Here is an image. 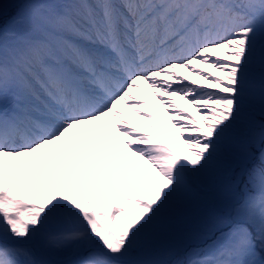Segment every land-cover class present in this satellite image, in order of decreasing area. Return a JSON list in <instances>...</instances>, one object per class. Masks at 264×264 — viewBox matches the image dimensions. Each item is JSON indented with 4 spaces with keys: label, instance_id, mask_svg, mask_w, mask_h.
<instances>
[{
    "label": "rangeland",
    "instance_id": "374dc122",
    "mask_svg": "<svg viewBox=\"0 0 264 264\" xmlns=\"http://www.w3.org/2000/svg\"><path fill=\"white\" fill-rule=\"evenodd\" d=\"M14 1L0 0V17L6 4ZM126 1L95 5L93 0H72V6H77L83 17L68 21L66 26L73 27L72 21L77 26H81L77 22L88 23L87 20L95 25L119 21L122 33L129 36L122 16L114 12L118 10L127 18ZM132 1H128L129 7ZM147 1L157 6L154 24L160 21L166 32L182 34L185 24L191 23L202 3L209 0H195L193 3L199 6H189L192 1L183 0ZM223 1L226 7L231 6L232 0ZM53 2L61 0L26 2L12 24L0 30L3 82L8 83L14 72L20 74L27 88L23 95L40 103L49 101V97L38 87L36 75L48 86L51 81H59L60 91L66 90V94L73 85L87 91L75 54L96 57L99 52L96 47L84 48L90 46L87 42L49 32L42 24L25 19L27 9H42ZM166 4L169 7L163 8ZM245 7L255 24L231 19L228 37L190 58L192 65H172L165 73H155L156 78L167 79L174 90L184 83L194 88L203 84L218 96L216 109L200 107L204 102L188 95L194 94L189 88L170 91L172 96L138 81L131 96L140 99L141 105L136 99L127 103L120 97L113 111L107 107L105 116L99 114L76 124L67 130L65 140L54 141L37 156L40 178L53 186L46 203L12 195L7 187L0 189V262L19 264L11 252L14 251L25 262L20 264H129L124 250L143 245L149 257L161 259L163 264H192L218 254L220 264H264V178L242 188L240 182L232 183L239 168H246L255 154L257 162L264 165V130L256 128L254 116L255 111L264 113L262 46L259 39L248 38L254 29L264 31V0H246ZM57 8L48 6L41 14L58 17ZM208 25L211 29L217 27ZM203 26L206 27L201 23L192 32L200 34ZM244 32L249 33L243 35ZM53 34L70 40V49L54 42ZM108 37L117 39L120 33L113 28ZM246 42L247 51L243 49ZM7 47L13 54L5 50ZM62 48L72 54L73 60L66 63L63 71L49 73L20 61L17 53L26 51L42 60L49 53L59 54ZM166 53L162 50L159 54ZM152 58L150 55L145 59ZM95 62L88 65L97 66ZM32 89L38 98L29 92ZM138 90H142L141 97ZM13 109L22 106L18 102ZM6 158L0 157V181L3 175L6 180L12 177V166ZM8 209L22 210L12 216ZM149 225L151 231L141 239L140 231ZM158 230H163L166 237L159 238ZM176 246L184 250V259L176 258Z\"/></svg>",
    "mask_w": 264,
    "mask_h": 264
},
{
    "label": "bare ground",
    "instance_id": "6f19581e",
    "mask_svg": "<svg viewBox=\"0 0 264 264\" xmlns=\"http://www.w3.org/2000/svg\"><path fill=\"white\" fill-rule=\"evenodd\" d=\"M62 8L65 7L64 4H60ZM50 7H56L57 5L52 4ZM46 10V9H44ZM43 10V11H44ZM130 10V9H129ZM131 10L135 11L134 14H131L130 21L127 23L123 17V21L125 25L128 27V31L131 35V38L124 39V43L128 44V46L133 49V51L129 52L128 57L133 59L135 62V66L131 70H125L124 67V59H125V53L124 51L116 48L115 42H107V50L106 54L104 56H100L99 62H101L105 66H116L122 71H124L125 74V80L121 83H118L116 86L115 91H107L108 95L103 96L104 98H107V101L104 102L103 99L100 100L101 105L97 108L94 107L93 102L91 100H88L85 105L81 106L80 104L75 103L74 106L68 107L65 105H62L61 110L63 112H68L69 114H73L74 110L77 108L82 109V113L80 115H72V118H75V120H79L82 117V122L84 121H90L94 119L97 116L98 112H102L106 105H113V99L117 100L118 96L121 93L128 94L126 97H124V100L127 102H130L132 99L137 100V105H141L142 101L138 98H135L133 95V92L135 91V85H137L138 80L140 82H143L145 84L150 83L152 88H159L163 89V92L166 95H169L170 91H184L185 89L189 88L194 93V100L197 99L199 102H204L200 107H206L209 109L210 107L216 109V99L218 98L217 95H215L212 90L207 89L206 87L202 85L198 86L197 88H194L193 85L189 86L187 83L181 84L180 87L176 90L169 88V83L167 79H160V78H152L151 77V70L156 69V73H165L167 68H170L172 64L167 65H161V62L164 60L167 61L168 59H164L163 57L160 59L159 63L154 67V64H148L147 62H141V57H146V55L154 54L156 55L159 51H157L158 48L165 49L167 48L168 53H171L173 56V62L177 65V62L179 60H183V63L178 66H184L187 65L190 61V57L195 55L198 51L197 48H194L192 53L190 55L181 57L180 52L182 51V48L186 45L184 41H182L183 35H177V37L174 38L173 41H171L169 44L168 41L171 39V34L165 32L164 30L160 29V26L156 27V29L151 25V22L149 20L145 21L144 18L146 17V11L150 10V6L147 5V10H140L138 8H132ZM43 11L34 12L33 16H38L40 19L34 18L30 14H28L27 19L30 21H34L36 24L41 20L44 23H49V18L47 14H41ZM138 12H141V14H138ZM29 15L31 17H29ZM57 15L61 18L62 13L58 12ZM140 15L141 18H143L141 21L137 17ZM117 31L120 33L121 29L118 25H115ZM112 32V28L109 24L106 25V27L103 29L104 32ZM68 32H70L72 35L76 36L77 38H85L82 37L79 34H82V30H78V33H76L73 30L68 29ZM61 33H66V30L62 31ZM88 33L92 36V32L89 29ZM138 35V36H137ZM122 36H125L122 34ZM127 37V36H126ZM173 37V36H172ZM105 36L99 34L96 36L95 41L97 40H104ZM55 42L64 43L66 40L63 39L61 35H58V37L54 40ZM69 43L67 42V46H69ZM91 47L98 46L95 43H90ZM68 48V47H66ZM63 56L66 58L70 57V54L68 52L62 51ZM52 57H56L53 55ZM85 56L83 55V58L80 60L84 62ZM89 59L92 60V57L89 56ZM116 59L118 61L117 65L112 63V60ZM56 62L54 59L49 60V66L47 69H51V66H59L58 62ZM60 61L63 63V59H60ZM85 64V63H81ZM65 64H63L64 66ZM85 66V65H84ZM102 71V70H101ZM83 77L88 78L90 80L96 81L100 83L101 82L98 79V76L95 75L92 78L89 77L86 72H83ZM205 83V82H202ZM10 88H14V91L11 90L10 94H5V87L2 83H0V111H2V115H0V118L2 121H5L7 115L9 114V108L10 105L13 103L14 99H22V94L26 90L25 87L21 83L16 82H10L9 83ZM103 87V86H102ZM142 90H138L139 97H141L140 92ZM170 95H174V93H171ZM164 99H166V96H164ZM23 100V99H22ZM209 100H213L210 104H207ZM197 104V103H196ZM49 110H53V107H47ZM29 109H35L33 107H30ZM37 110V109H36ZM60 110V109H59ZM49 113H53V111H47ZM173 114V111L171 112ZM51 115V114H50ZM221 120V117H218V121ZM28 127L27 129L21 134L20 130L18 129L17 125H13L12 128L16 130V136H18L19 141L17 143L14 142V136L7 137L4 135V130L2 129L6 124H3L0 126V143L5 140V146L1 147L0 144V156L4 155V157H7L5 161L9 162L12 166V175L13 180L12 183H16V186L12 187L15 192H20L22 194H28L32 197L38 198L42 202L46 203L48 201V193L51 188V183L48 181H43L40 178V170L37 167V156H40L42 153H44V149L47 145L51 146L53 144V141H60L64 139V136L66 134L65 127L66 126H74L76 123H67L63 119H55V124L52 125V127H48L47 129H41L40 122L35 119H29L28 121ZM177 123L182 122L180 120L176 121ZM39 127V135L34 133V128ZM233 129H230V132H232ZM55 135L54 140H50V138ZM21 149L23 150L22 152ZM8 152V153H7ZM37 157V158H36ZM220 254L218 255H208L204 257L203 259L193 261L192 264H220L221 258ZM0 264H3L2 261ZM106 264H109L106 262Z\"/></svg>",
    "mask_w": 264,
    "mask_h": 264
},
{
    "label": "trees",
    "instance_id": "16d2710c",
    "mask_svg": "<svg viewBox=\"0 0 264 264\" xmlns=\"http://www.w3.org/2000/svg\"><path fill=\"white\" fill-rule=\"evenodd\" d=\"M263 44H264V39H263Z\"/></svg>",
    "mask_w": 264,
    "mask_h": 264
}]
</instances>
